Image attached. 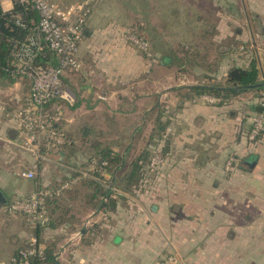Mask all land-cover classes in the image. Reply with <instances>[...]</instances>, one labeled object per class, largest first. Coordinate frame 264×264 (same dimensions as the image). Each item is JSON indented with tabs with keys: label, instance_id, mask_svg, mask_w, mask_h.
<instances>
[{
	"label": "crops",
	"instance_id": "obj_1",
	"mask_svg": "<svg viewBox=\"0 0 264 264\" xmlns=\"http://www.w3.org/2000/svg\"><path fill=\"white\" fill-rule=\"evenodd\" d=\"M221 2L227 12H217L211 39L220 62L203 73L202 85L225 84L232 69L254 61L264 81V0ZM14 7V0H0L2 12ZM93 19L78 51L82 70L64 77L68 97L52 105L64 107L69 140L52 163L35 169L34 158L16 147L14 114L29 98L31 80L0 88V216L20 217L0 228V264H16L32 238L44 250L40 264H155L168 257L174 264H264V132L249 139L253 118L264 119V89L218 103L184 94L181 100L176 89L201 84L171 86L167 62L148 63L121 39L113 42L118 36L109 30L97 31ZM161 70L158 85L153 77ZM144 82L151 89L142 98L137 87ZM9 143L18 152L12 165ZM159 148L164 162L150 170ZM97 150L115 152L120 163L101 171L90 160ZM145 151L142 176L126 189V174ZM34 169L36 179L20 174ZM42 188L60 192L48 206V225L9 211L11 202Z\"/></svg>",
	"mask_w": 264,
	"mask_h": 264
},
{
	"label": "rangeland",
	"instance_id": "obj_2",
	"mask_svg": "<svg viewBox=\"0 0 264 264\" xmlns=\"http://www.w3.org/2000/svg\"><path fill=\"white\" fill-rule=\"evenodd\" d=\"M19 1V0H17ZM51 3L63 11L72 7L82 6L89 9L87 21L85 23V32L81 42L84 40L85 33L91 16L94 17L93 22L97 28L101 30H109L115 34V40L121 39L120 42L126 44L127 47L134 48L148 63L156 65L162 61L169 65V79L171 86L175 85H202L203 73H210L219 66V55L215 54L214 44L211 42L213 30L215 29V18L217 12L221 10L222 16L226 15L227 7L222 4L221 0L214 6V0H50ZM216 2V0H215ZM14 11V10H13ZM106 15V18L99 20V16ZM196 17V18H195ZM199 18V19H197ZM217 23V22H216ZM74 19L71 18L67 28H72ZM100 24V25H98ZM104 25V26H103ZM223 30L225 27L222 25ZM80 42V44H81ZM139 42V43H138ZM147 44V51L143 50L142 43ZM79 44V48H80ZM113 45H116L113 43ZM78 48V51H79ZM78 55V54H77ZM16 60L15 62H18ZM80 61V60H79ZM82 63V62H81ZM19 64V62L17 63ZM83 67V64H82ZM165 70V69H164ZM162 72L154 73V79H157L158 85L161 84ZM165 76V75H164ZM147 76H141L138 79L144 81ZM26 77H0V88H14L11 80H23ZM202 79V80H201ZM203 84L212 85L220 84L215 80H204ZM146 82V80H145ZM137 87V93L144 98L148 95L151 87L147 88L146 83ZM134 88V87H133ZM62 97H68L65 86ZM112 92L119 96V87L113 86ZM105 98L112 96L108 93L110 90L104 89ZM135 92V90L133 91ZM177 93V92H176ZM181 95L179 93L173 96ZM104 96V95H102ZM182 100V97H178ZM175 102V100H173ZM12 106V105H11ZM10 107V106H9ZM54 110V107L51 108ZM62 110V111H61ZM59 127L65 128L66 114L64 107L61 108ZM16 112V111H15ZM15 115V114H14ZM10 144V143H9ZM16 145V144H15ZM18 148V144L16 145ZM10 150V151H9ZM19 150V149H18ZM9 163L12 165L14 159H17V150L10 144L8 149ZM35 160L34 168L37 169L41 165L52 163L58 156V152L48 155H41L35 158L33 154L25 151ZM34 179H36L37 171ZM31 171V170H28ZM26 171V172H28ZM24 171H21L22 174ZM13 201V200H12ZM14 202V201H13ZM12 203V202H11ZM10 203V204H11ZM23 216V215H21ZM0 228L6 227L11 223L16 224V219H7L6 215L0 216ZM25 217V216H24ZM21 220V219H20ZM2 232V231H1ZM2 241V238H0Z\"/></svg>",
	"mask_w": 264,
	"mask_h": 264
},
{
	"label": "built area",
	"instance_id": "obj_3",
	"mask_svg": "<svg viewBox=\"0 0 264 264\" xmlns=\"http://www.w3.org/2000/svg\"><path fill=\"white\" fill-rule=\"evenodd\" d=\"M23 5H29L40 16L38 26L34 28L37 35L22 44L20 52L14 54L17 70L26 74L32 81L31 93L26 102L17 109L14 119L19 126L20 141L18 147L27 151L38 159L42 154L56 153L69 143L65 130L59 127L61 112L53 110V101L62 97L64 92V77L67 74H78L82 70V63L78 59L79 44L84 36L85 23L89 9L82 6L72 7L63 11L53 5L50 0H14ZM74 19L72 28H67L69 20ZM139 43V42H138ZM49 47L57 59L56 67H44L36 64V57L44 47ZM147 51V44L142 43ZM208 103H218L221 100L212 96H204ZM264 132V119L261 116L253 118L249 139L251 141ZM234 160V159H233ZM164 162L161 149L157 150L150 163V170L159 168ZM102 162L99 168L106 166ZM97 167L91 166L90 171ZM26 179H34L33 170L22 173ZM67 187L63 186L62 190ZM59 191L42 188L35 193L12 202L10 212L25 216L33 224L46 226L50 222L48 202L58 196ZM14 258L16 264H34L35 257H43L44 250L36 238L18 251ZM176 257H168L155 264H174Z\"/></svg>",
	"mask_w": 264,
	"mask_h": 264
},
{
	"label": "trees",
	"instance_id": "obj_4",
	"mask_svg": "<svg viewBox=\"0 0 264 264\" xmlns=\"http://www.w3.org/2000/svg\"><path fill=\"white\" fill-rule=\"evenodd\" d=\"M40 21L39 13L32 9L29 5H23L19 2H15L14 11L4 13L0 10V77H26L31 80L26 74H22L17 70L15 66L14 54L20 52L22 44H26L29 38L37 35L34 28L38 26ZM85 32V31H84ZM36 64L44 67H56L58 62L56 55L49 49L48 46L44 47L42 52H39L36 57ZM15 80H11L10 83H14ZM264 81L261 80L260 71L254 61L250 69L234 68L229 74L227 81L224 85L212 84L192 86L188 88H178L175 92L184 94L189 97H201L212 96L215 98L227 99L232 96H236L247 91L263 90L262 85ZM32 86V81H31ZM237 88H240L237 90ZM60 99V98H59ZM54 100L53 104L58 101ZM162 124H158L159 131H162ZM148 152H143L138 158H136L131 164V172L126 174V189L131 185L130 183L138 181L142 176L144 166L142 163H146L149 159ZM91 162L100 164L106 162V166L99 168L102 170H111L113 166L120 163L119 155L109 150L96 151V154L90 157ZM141 163V165H140ZM100 173V172H99ZM95 174H98L95 173ZM110 194L107 193V197ZM51 200L48 202V206ZM110 202V200H109ZM107 203L105 207H112V200ZM18 254V253H17ZM18 256V255H16ZM44 260L43 257H35L33 259L34 264H40Z\"/></svg>",
	"mask_w": 264,
	"mask_h": 264
},
{
	"label": "water",
	"instance_id": "obj_5",
	"mask_svg": "<svg viewBox=\"0 0 264 264\" xmlns=\"http://www.w3.org/2000/svg\"><path fill=\"white\" fill-rule=\"evenodd\" d=\"M264 86V83L262 84ZM240 88H237V90H239ZM8 136L10 139H15L17 136V132L15 130H9L8 132Z\"/></svg>",
	"mask_w": 264,
	"mask_h": 264
}]
</instances>
